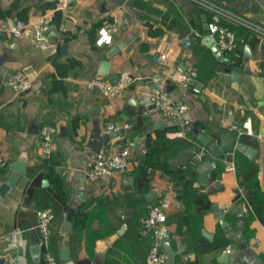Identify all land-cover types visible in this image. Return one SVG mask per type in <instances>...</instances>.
Segmentation results:
<instances>
[{"label":"crops","instance_id":"0c3cea01","mask_svg":"<svg viewBox=\"0 0 264 264\" xmlns=\"http://www.w3.org/2000/svg\"><path fill=\"white\" fill-rule=\"evenodd\" d=\"M213 1L264 27V0ZM57 2L0 0V56L5 55L0 67L1 178L10 175L12 164L22 152L28 156L26 173L0 199V254H9L10 263L36 264L31 252L40 236L36 210L50 207L46 205L51 191L53 204L62 200L70 210L69 214L63 212L60 222L52 223V230L58 231L57 250H44L45 246L40 249L41 255L48 252L55 257L54 264H62L58 260L61 247L68 248L75 264H90L98 254L101 264H146L153 238L150 233H142V218L150 204L163 198L169 201L163 225L176 250L174 264H238L233 262L237 254H249L264 264V135L260 134L261 117L249 103L256 87L264 85V72L259 71L264 67V37L217 18L190 0H125L121 5L113 0H72L65 10L58 8ZM116 14L126 16L127 23L111 43L97 45L99 28ZM202 14L207 25L217 21L234 32V49L221 52L230 67L242 73L236 88L221 80L216 71L218 62L214 56L209 58L211 50L201 42L208 34L203 30ZM42 16L49 18L50 50L45 52L33 44L31 30H25L19 38L11 37V22L31 23ZM197 26L204 34H198ZM248 36L251 57H244ZM185 38L193 40L191 48L185 46ZM115 44L122 47L109 58L110 74H99L105 53ZM156 51L160 56L153 62L147 54ZM206 57L211 64L215 62L214 72L208 69ZM29 67L32 86L28 90L17 92L6 84L10 73ZM192 67L197 68L204 83L200 94L174 79ZM125 70L132 72L134 81L120 95L106 96L85 85L96 76L114 81ZM153 77L165 79L166 89L169 83L174 85L167 90L184 110L180 118L166 119V126L135 146L134 137L154 120L165 119L156 107L147 109L143 104L153 94ZM183 120H190L199 131L191 130L189 139L170 137ZM234 120L245 124L242 135L250 142L243 143L256 150L252 158L243 153L258 169L256 187L242 186L236 166L234 171L225 169V157L212 171L211 183L219 189L212 194L205 186H194L198 174L191 167H174L168 162L179 149H199L198 134H212L208 124L229 129ZM43 123L57 126L50 156L42 155L39 148ZM96 124L101 132L108 130L109 124L129 128L124 138L110 139L102 147L114 151L123 143L129 149V158L124 170L109 178L91 180L87 169L94 155L87 151L86 141ZM179 141L186 145L177 144ZM149 191L154 194L147 201L145 193ZM80 192L85 193L84 198ZM213 202L243 204L248 212L244 216L245 251H238V245L229 238L238 231L235 215L225 210L226 232L213 215ZM64 213L70 223L67 233L61 232ZM127 217L130 221L118 232ZM216 238L227 239V243L215 246ZM42 260V264H49L44 257Z\"/></svg>","mask_w":264,"mask_h":264},{"label":"built area","instance_id":"2783aa9c","mask_svg":"<svg viewBox=\"0 0 264 264\" xmlns=\"http://www.w3.org/2000/svg\"><path fill=\"white\" fill-rule=\"evenodd\" d=\"M72 0H58L57 5L60 9H67ZM194 4L210 10L215 16L223 17L235 24L242 26L250 31H253L257 36L264 37V27L260 26L243 16L237 15L228 10L221 4L213 0H190ZM128 19L126 16L116 14L112 20L105 23L98 30L96 44L101 46L112 42L114 35L122 28ZM10 35L13 39L19 38L23 35L25 30H31L33 44L43 50L49 44V18L47 16L40 17L37 21L25 23L21 21H13L9 24ZM208 34L214 37V40L220 51L232 50L236 44L234 32L226 26L220 25L217 21L208 23ZM260 72H264V67L259 68ZM176 81L186 85L192 93L200 94L202 92L204 83L199 76L197 68L192 67L179 74L174 78ZM154 82V89L152 94V101L163 118L175 121L180 118L184 106L181 102L176 101L166 89V80L158 77L152 78ZM134 81V75L131 71H122L116 80L112 81L103 76H96L88 79L85 85L88 89H98L103 95L116 96L120 95L123 90ZM6 84L14 91L20 92L28 90L32 86V80L24 71L17 70L10 73L6 77ZM108 130L115 129L113 124L107 126ZM193 129V123L190 120H183L177 128L169 133L170 137L188 138V133ZM229 130L236 136L245 133L246 126L239 120H234L229 125ZM57 132V126L52 123H43L39 128V148L44 156H50L54 149V136ZM189 139V138H188ZM232 150L225 154L226 165L225 169L228 171L235 170L234 152ZM206 152V148L200 146L199 149H194V155L202 158ZM129 158V149L124 147L114 151L100 150L95 154L92 162L87 169V176L91 180L108 176L114 172L124 170L127 167ZM3 179L0 176V182ZM169 207V201L166 198L152 203L148 206L146 215L142 218L141 231L142 233H150L153 238V243L146 254V264H164L166 263V253L163 248V232L164 221L166 220V212ZM53 211L50 207H43L36 210V228L40 233L39 246L40 249L46 245L48 235L50 233V224L53 219ZM44 260L49 264L55 263V257L44 252ZM6 264H20L6 263ZM25 264V263H22ZM128 264V263H121Z\"/></svg>","mask_w":264,"mask_h":264},{"label":"water","instance_id":"95a60500","mask_svg":"<svg viewBox=\"0 0 264 264\" xmlns=\"http://www.w3.org/2000/svg\"><path fill=\"white\" fill-rule=\"evenodd\" d=\"M115 4L121 5L125 2V0H113ZM203 30H208L207 22L205 21V14H202ZM250 40L251 37L248 36L243 46V56L251 57V49H250ZM186 47L191 48L193 45V40L190 38H185L183 40ZM201 42L210 48L214 59L218 62L216 66V71L219 73L221 80L228 86L238 87L239 82L242 80V73L238 72L236 69L230 67V61L222 54L219 50L214 37L211 34H205L201 38ZM122 44H115L112 46L106 53L105 58L101 61L100 66L98 68V73L102 75H109V58L120 50ZM51 46H47L43 49V51L47 52L50 50ZM160 53L158 51L153 54H147V57L155 62L159 58ZM5 59V55L0 56V67L2 61ZM225 64L226 66H223ZM31 68H25L24 73L31 78L32 72ZM174 85L169 83L167 85V89L170 90ZM152 97V96H151ZM151 97H147L144 99L143 104L147 109L155 108V103L152 101ZM250 105L261 117V126H260V134L264 135V85L256 87V92L253 93L252 97L249 100ZM166 119L154 120L150 125H148L139 136H136L132 139V143L136 146L140 139L150 135L153 131L166 126ZM208 128L211 130L212 134H206L201 132L198 134L197 139L199 141V146H203L206 148V152L202 158H198L194 155V150L188 149H179L177 150L174 156L168 157V162L174 166H189L191 167L197 174L198 179L194 182V186L196 188L200 186H205L206 191L210 194L217 192L219 189L216 188L211 183V174L212 171L217 167L219 162L225 157L227 152L232 150L239 151L244 153L249 158H252L256 150L241 142L237 136L230 131L225 126H220L218 124H208ZM129 131L127 127H118L115 129L106 130L105 132H101L100 127L96 124L90 131V134L86 141V149L90 155H94L98 153L102 147L109 144L110 139L115 137L124 138L126 132ZM125 144H118L119 149H123ZM27 161L28 156L25 152H22L18 159L12 164L11 169L12 172L10 175L0 182V199L17 183L18 179L21 175L26 173L27 169ZM104 178H109V176H104ZM46 180H43L45 183ZM154 191H149L145 193V197L147 201L151 200ZM80 197L84 198L85 193L80 192ZM229 210L236 217L235 227L238 231L234 234H230L229 238L234 241L238 245V251L246 250V240L243 234V230L245 228L244 224V216L248 215V212L244 210L242 203H235L230 205H219L217 202H213L212 211L215 218L218 219L220 225L224 228L226 232L229 231L226 226L225 221V210ZM130 221V218L127 217L125 222L121 225L120 232L123 228H125L126 223ZM70 231V223L66 220V213H64V219L61 226V232L67 233ZM170 232L168 230H164L162 240H163V248L166 253V262L169 264L175 263L176 250H174L170 243ZM31 252L33 254V260L36 264H40V246L39 239L36 243L31 247ZM11 260L9 254L1 255L0 254V264H6ZM58 260L62 264H75L72 260L69 250L66 247H61L58 250ZM233 262H237L241 264L243 262H248L250 264H261V262H257L251 258L249 254H245L242 257L237 254L233 258ZM90 264H101V256L96 255Z\"/></svg>","mask_w":264,"mask_h":264},{"label":"trees","instance_id":"16d2710c","mask_svg":"<svg viewBox=\"0 0 264 264\" xmlns=\"http://www.w3.org/2000/svg\"><path fill=\"white\" fill-rule=\"evenodd\" d=\"M242 27V26H240ZM197 31H198V34L199 35H202L204 34V32L202 31L201 27L200 26H197ZM244 28V27H243ZM246 29V28H245ZM241 32L239 33H243L246 32V30H240ZM209 52V50H208ZM209 58L213 59V55L211 52H209ZM205 62L207 63V66H208V69L211 71V72H214L215 71V62H213V64L210 63V61H207V57L205 59ZM211 64V65H210ZM199 131V129L196 127V128H193L192 129V133H197ZM240 140L242 142H245V143H249L250 141L247 140L243 135L240 136ZM177 144L179 145H186V143H183L181 141L177 142ZM235 166H236V171L239 175V177H241V184L242 186L244 187H251V185H253V187H256L255 186V183H256V178H257V167L253 164V162L248 159L243 153L239 152V151H236V154H235ZM47 194H49L48 198H49V201H48V204L46 206H50V208L52 209L53 211V219H52V222L50 224V233L48 235V239H47V242H46V245L44 247V250H48V251H56L57 250V234H58V231L57 229L56 230H52V223L53 222H60L61 219H62V214L64 211H66L68 214L70 213V210L68 209V207L65 205V202H63L62 200H58V204L55 205L53 204V202L50 200L51 198H53V195H52V192H48ZM75 233V230L72 232V234ZM227 243V239H220L218 240L217 238L214 240V245L215 246H222V245H225ZM43 257L44 255L42 254L41 255V252H40V262L42 264L43 262ZM164 264H169V263H164Z\"/></svg>","mask_w":264,"mask_h":264}]
</instances>
